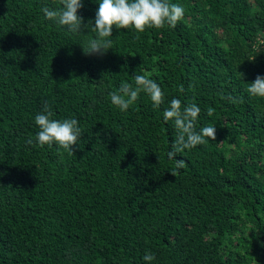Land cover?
<instances>
[{
    "label": "trees",
    "instance_id": "1",
    "mask_svg": "<svg viewBox=\"0 0 264 264\" xmlns=\"http://www.w3.org/2000/svg\"><path fill=\"white\" fill-rule=\"evenodd\" d=\"M82 2L94 26L99 0ZM170 2L185 8L175 27L114 28L101 56L82 48L91 22L45 18L60 0H0V264H264V98L247 92L264 76V0ZM149 73L159 108L144 92L111 103ZM173 98L200 108L197 131L216 128L179 170ZM45 102L79 121L74 154L36 142Z\"/></svg>",
    "mask_w": 264,
    "mask_h": 264
},
{
    "label": "clouds",
    "instance_id": "2",
    "mask_svg": "<svg viewBox=\"0 0 264 264\" xmlns=\"http://www.w3.org/2000/svg\"><path fill=\"white\" fill-rule=\"evenodd\" d=\"M61 7L58 9L42 8L44 16L48 20L56 21L61 26H66L73 33L87 29L91 22V31L96 37L90 39L86 47H82L85 55H104L112 49V41L108 39L112 36L113 29H134L138 33H143L150 28H163L166 25L175 27L184 18L185 8L170 0H99V7L95 12L93 21L84 23V18L79 15V10L84 7L82 0H60ZM243 76V74L241 73ZM151 74L134 76L133 83H122L120 88L111 92V103L121 111L128 108L138 99L139 94H148L153 106L159 108L164 103V93L161 87L150 78ZM181 87V91H182ZM247 92L256 97L264 98V76L257 75L255 80L249 83ZM231 103L238 102L231 95L222 97ZM200 108L195 104L182 106L180 99L173 98L169 106L164 109L163 119L173 121L177 130V135L168 158L175 161L177 170L185 167L183 159H176L178 153L185 149L196 147L205 143V137L216 140V128L214 126L201 127L196 130V122L200 114ZM213 109L208 110L211 116ZM53 112L50 105L45 102L42 110L35 116V124L39 127L36 134V142L43 147L53 144L59 148L73 152V146L77 145L82 135L79 121L75 118L63 120L53 119ZM31 144L32 140L29 139ZM144 261L150 262L155 259L151 252H147Z\"/></svg>",
    "mask_w": 264,
    "mask_h": 264
},
{
    "label": "built area",
    "instance_id": "3",
    "mask_svg": "<svg viewBox=\"0 0 264 264\" xmlns=\"http://www.w3.org/2000/svg\"><path fill=\"white\" fill-rule=\"evenodd\" d=\"M258 40H259L258 42H259L260 44H263V43H264V38L260 37Z\"/></svg>",
    "mask_w": 264,
    "mask_h": 264
}]
</instances>
